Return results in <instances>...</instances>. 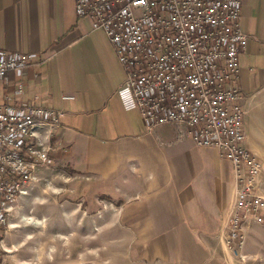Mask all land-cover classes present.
<instances>
[{
	"label": "crops",
	"instance_id": "crops-1",
	"mask_svg": "<svg viewBox=\"0 0 264 264\" xmlns=\"http://www.w3.org/2000/svg\"><path fill=\"white\" fill-rule=\"evenodd\" d=\"M240 22L249 38L237 85L264 193V0H243ZM0 48L34 52L26 98L37 94L64 112L41 170L67 166L71 195L116 201L140 264L219 262L235 200L232 163L185 125L150 130L138 110L124 108L125 67L105 32L77 16L75 0H0Z\"/></svg>",
	"mask_w": 264,
	"mask_h": 264
},
{
	"label": "built area",
	"instance_id": "built-area-1",
	"mask_svg": "<svg viewBox=\"0 0 264 264\" xmlns=\"http://www.w3.org/2000/svg\"><path fill=\"white\" fill-rule=\"evenodd\" d=\"M243 0H75L81 19L103 30L126 76L118 94L152 130L183 124L199 145L214 147L234 168L235 200L225 235L237 252L243 226L264 222L263 165L246 145L240 56L248 45L241 29ZM32 51L0 48V225L8 224L51 162L53 135L64 112L37 94L26 98Z\"/></svg>",
	"mask_w": 264,
	"mask_h": 264
},
{
	"label": "rangeland",
	"instance_id": "rangeland-1",
	"mask_svg": "<svg viewBox=\"0 0 264 264\" xmlns=\"http://www.w3.org/2000/svg\"><path fill=\"white\" fill-rule=\"evenodd\" d=\"M69 175L61 164L45 168L18 198L9 223L0 225V264H140L118 224V203L98 196L91 204L92 197L71 195ZM243 231L235 252L226 230L216 264H264V222L249 221Z\"/></svg>",
	"mask_w": 264,
	"mask_h": 264
},
{
	"label": "bare ground",
	"instance_id": "bare-ground-1",
	"mask_svg": "<svg viewBox=\"0 0 264 264\" xmlns=\"http://www.w3.org/2000/svg\"><path fill=\"white\" fill-rule=\"evenodd\" d=\"M57 241V240H56ZM40 253V252H39Z\"/></svg>",
	"mask_w": 264,
	"mask_h": 264
}]
</instances>
